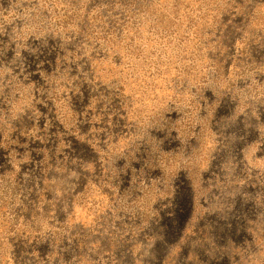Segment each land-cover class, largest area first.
Instances as JSON below:
<instances>
[{
    "label": "rangeland",
    "instance_id": "rangeland-1",
    "mask_svg": "<svg viewBox=\"0 0 264 264\" xmlns=\"http://www.w3.org/2000/svg\"><path fill=\"white\" fill-rule=\"evenodd\" d=\"M0 264H264V0H0Z\"/></svg>",
    "mask_w": 264,
    "mask_h": 264
}]
</instances>
